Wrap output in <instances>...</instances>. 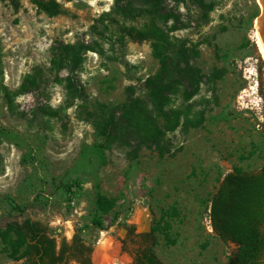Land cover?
<instances>
[{"label":"rangeland","instance_id":"obj_1","mask_svg":"<svg viewBox=\"0 0 264 264\" xmlns=\"http://www.w3.org/2000/svg\"><path fill=\"white\" fill-rule=\"evenodd\" d=\"M14 1L15 7L0 1V92L14 91L24 76L38 79L36 88L12 98L11 111L0 93V264H22V248L12 234L2 233L7 223L24 218L46 227L56 245L77 240L91 252L105 236L114 264H133L135 251L143 247L141 236L151 229L158 264H225L234 247L211 233L209 197L225 173L255 171L264 164V61L254 31L256 0H205L210 9L200 26L192 7L187 12L166 2L177 20L168 35L197 45L192 63L201 79L189 97L170 99L169 107L181 114L165 134L167 152L159 156L141 148L133 159L117 145L104 150L101 159L95 156L94 131L84 114H77L78 101L68 105L65 71L51 68L50 48H86L78 85L87 110L96 113L100 105L120 103L126 88L144 97L143 82L158 64L148 42H135L124 30L145 19L112 24V0H54L59 12L50 18L31 0ZM248 64L255 70L261 121L235 103L246 87L242 68ZM33 112L46 123L31 122ZM184 114L190 124L183 127ZM72 180L79 189L73 188L67 203L62 185ZM97 197L113 200L106 214L95 208Z\"/></svg>","mask_w":264,"mask_h":264},{"label":"trees","instance_id":"obj_2","mask_svg":"<svg viewBox=\"0 0 264 264\" xmlns=\"http://www.w3.org/2000/svg\"><path fill=\"white\" fill-rule=\"evenodd\" d=\"M5 1L16 6L14 0ZM166 2L174 8L180 5L187 12L192 7L198 16L199 26L206 22V12L210 7L205 0H112L109 9L112 24L115 20L145 19L140 27L124 30L131 40L148 42L151 55L158 64L157 71L143 82V98L133 96L132 89L126 88L120 103L100 105L96 113L88 111L77 78L81 54L86 48L66 44L50 48L51 68L65 71L64 89L68 105L78 101L75 104L77 114H84L94 131L96 142L92 150L98 159H101L104 150L114 145L126 147L129 159H133L141 148L159 156L166 153L165 134L175 128L181 114L169 107L170 99L183 94L189 97L200 83L201 75L192 63L198 55L197 45L172 39L168 35L177 29V20L166 11ZM31 3L48 18L59 12L54 0H31ZM168 20H171L170 24H167ZM37 79L36 75H27L14 91L1 89V98L9 111L12 110V98L36 88ZM190 88L192 90L187 92ZM30 121L37 125L46 123L36 112H33ZM186 124H190V119L184 114L181 126ZM73 188L79 189L76 180L62 185L67 203L74 196ZM9 204L12 210L22 213L23 208L11 201ZM94 204L100 214H106L113 200L97 197ZM207 210L211 233L221 243L234 247L225 264H264V164L255 171L232 170L225 173L209 197ZM95 226L100 227L97 222ZM153 231L151 229L150 233L141 236L143 247L135 251L133 264H158L151 251ZM8 233L22 248V264H67L68 261L87 264L89 247L77 240H72L69 245L64 242L56 245L54 239L48 236L46 227L36 221L24 218L19 223L9 222L3 227L2 234Z\"/></svg>","mask_w":264,"mask_h":264},{"label":"built area","instance_id":"obj_3","mask_svg":"<svg viewBox=\"0 0 264 264\" xmlns=\"http://www.w3.org/2000/svg\"><path fill=\"white\" fill-rule=\"evenodd\" d=\"M245 63V61L243 62ZM255 70L252 64L242 68V78L246 81V87L238 91L235 103L239 111L248 112L257 121L262 120L260 98L256 93Z\"/></svg>","mask_w":264,"mask_h":264},{"label":"bare ground","instance_id":"obj_4","mask_svg":"<svg viewBox=\"0 0 264 264\" xmlns=\"http://www.w3.org/2000/svg\"><path fill=\"white\" fill-rule=\"evenodd\" d=\"M256 43L258 46V50L260 52V56L264 61V52L259 44V41L257 39L256 36ZM136 218L139 219L140 218V212L137 210L135 212ZM101 234H103L101 232ZM115 252L113 251V249L111 248V244L109 239H107L105 236H103L100 240H99V245H97V248L93 251L92 254V263L93 264H114L116 262V260L114 259V255Z\"/></svg>","mask_w":264,"mask_h":264},{"label":"water","instance_id":"obj_5","mask_svg":"<svg viewBox=\"0 0 264 264\" xmlns=\"http://www.w3.org/2000/svg\"><path fill=\"white\" fill-rule=\"evenodd\" d=\"M256 3L259 8V15L254 20V31L259 41V44L264 52V0H256ZM98 245V243H97ZM97 248V246L93 249V251ZM93 251L89 253V264L92 263V254Z\"/></svg>","mask_w":264,"mask_h":264}]
</instances>
